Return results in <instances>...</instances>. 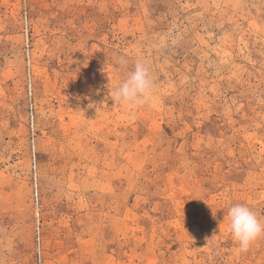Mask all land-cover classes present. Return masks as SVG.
<instances>
[{
    "label": "rangeland",
    "instance_id": "374dc122",
    "mask_svg": "<svg viewBox=\"0 0 264 264\" xmlns=\"http://www.w3.org/2000/svg\"><path fill=\"white\" fill-rule=\"evenodd\" d=\"M238 203L264 221V0H0V264H264Z\"/></svg>",
    "mask_w": 264,
    "mask_h": 264
},
{
    "label": "clouds",
    "instance_id": "9594fccd",
    "mask_svg": "<svg viewBox=\"0 0 264 264\" xmlns=\"http://www.w3.org/2000/svg\"><path fill=\"white\" fill-rule=\"evenodd\" d=\"M122 63L127 65V61ZM154 88L150 66L146 61L138 59L119 85L115 89H109L115 104L121 103L132 108L148 104ZM226 217L232 236L239 243L241 250L247 251L254 241L264 236V221L248 206L234 204L227 209Z\"/></svg>",
    "mask_w": 264,
    "mask_h": 264
},
{
    "label": "built area",
    "instance_id": "2783aa9c",
    "mask_svg": "<svg viewBox=\"0 0 264 264\" xmlns=\"http://www.w3.org/2000/svg\"><path fill=\"white\" fill-rule=\"evenodd\" d=\"M39 242H40V239H39Z\"/></svg>",
    "mask_w": 264,
    "mask_h": 264
}]
</instances>
